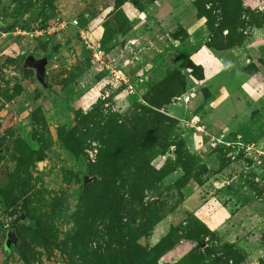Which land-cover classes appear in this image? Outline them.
Wrapping results in <instances>:
<instances>
[{
    "label": "rangeland",
    "instance_id": "374dc122",
    "mask_svg": "<svg viewBox=\"0 0 264 264\" xmlns=\"http://www.w3.org/2000/svg\"><path fill=\"white\" fill-rule=\"evenodd\" d=\"M135 1L0 0V264H264V0Z\"/></svg>",
    "mask_w": 264,
    "mask_h": 264
},
{
    "label": "water",
    "instance_id": "95a60500",
    "mask_svg": "<svg viewBox=\"0 0 264 264\" xmlns=\"http://www.w3.org/2000/svg\"><path fill=\"white\" fill-rule=\"evenodd\" d=\"M22 67H28L33 70L34 79L38 83L40 89L46 95H54L59 99H62L63 96L58 93L56 87L50 83L48 75L46 73L47 69L53 66L52 62L48 59L46 54L41 55L40 57H34L32 53L26 55L21 63ZM29 130V128H27ZM37 169L40 172L42 170V161H38ZM94 179L93 175L84 174L81 176V186L80 191H82L85 185ZM2 248L6 253H9L11 249L16 248L17 237L13 229L7 228L2 233Z\"/></svg>",
    "mask_w": 264,
    "mask_h": 264
},
{
    "label": "built area",
    "instance_id": "2783aa9c",
    "mask_svg": "<svg viewBox=\"0 0 264 264\" xmlns=\"http://www.w3.org/2000/svg\"><path fill=\"white\" fill-rule=\"evenodd\" d=\"M66 24H69L71 26H75L77 24L76 19H71L70 21H57L55 24H47V25H38V23L33 22L31 23V27L28 30H20L16 28V31L14 32L15 35L18 36H26L28 40H35L39 39L40 37H47L48 35L57 33L58 31L62 30ZM82 36V35H81ZM92 56L98 61L100 60L102 54L101 50L98 48H93ZM119 71L113 72V78L117 81L122 80L123 83H125L123 76L119 75Z\"/></svg>",
    "mask_w": 264,
    "mask_h": 264
},
{
    "label": "trees",
    "instance_id": "16d2710c",
    "mask_svg": "<svg viewBox=\"0 0 264 264\" xmlns=\"http://www.w3.org/2000/svg\"><path fill=\"white\" fill-rule=\"evenodd\" d=\"M131 1H132V3L134 4V6L137 7L138 9H141V8H142V6H139V5L137 6V3H136L135 0H131Z\"/></svg>",
    "mask_w": 264,
    "mask_h": 264
},
{
    "label": "crops",
    "instance_id": "0c3cea01",
    "mask_svg": "<svg viewBox=\"0 0 264 264\" xmlns=\"http://www.w3.org/2000/svg\"><path fill=\"white\" fill-rule=\"evenodd\" d=\"M138 52H140V51H138ZM138 52H136V53H138ZM142 54V53H141Z\"/></svg>",
    "mask_w": 264,
    "mask_h": 264
}]
</instances>
